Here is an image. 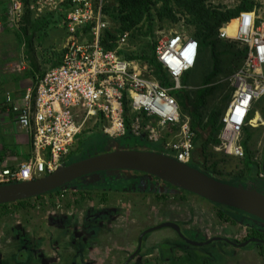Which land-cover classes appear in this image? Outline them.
<instances>
[{
    "label": "rangeland",
    "instance_id": "1",
    "mask_svg": "<svg viewBox=\"0 0 264 264\" xmlns=\"http://www.w3.org/2000/svg\"><path fill=\"white\" fill-rule=\"evenodd\" d=\"M106 5L107 19L110 23L107 32L119 38L123 32H126L120 19L121 15L125 14L121 0H106ZM244 5L252 6L251 11H257L260 21L264 22V0H205L204 2L206 12L210 14L236 11ZM162 7L163 3L161 2L150 6L149 12L144 14V19L131 29V37L122 49L123 56L141 58L145 55L151 57L153 52L155 53L157 42L163 36L181 35L184 38L196 40L199 44V58L195 68L185 75L184 84L187 89L184 90L193 100L197 92L204 88L205 79L213 71V49L218 55L221 71L208 85L216 88L208 95L206 106L202 108L201 114L204 124L215 114L218 125H223V118L232 99V88L228 79L242 66L246 56L240 57L237 54L246 49L233 40H222L219 36L213 39L214 48L202 46L201 36H196L200 30L196 26L198 24L194 23L193 17L186 9L172 1L171 8H173L175 18L167 16L160 18ZM28 13L32 12L28 11ZM51 14L44 11L36 19V22L40 21L39 18H50ZM150 17L154 20H151ZM211 21L215 23L213 20ZM225 24L227 23H224L221 28ZM55 26L52 21H49L41 28L39 25L34 26V31H47L49 35L52 33L50 44L57 45L58 42L61 44L63 28L59 25V32L53 31L56 29ZM26 30L28 31V27ZM229 32H233V30ZM201 35H204V31ZM40 48L44 53L50 55L49 59L51 60L54 57L51 50L54 48V53L57 54L61 52L63 46H50L47 52L45 51L47 48L44 49V46H40ZM134 60H140L148 67L154 68L147 59ZM255 108L259 112L260 121L245 127L241 136L243 146L246 143L249 150L248 154L245 149V157H229L216 149L221 144L220 140L212 141L208 145L206 167L204 168L209 173L215 172L224 176H232V178L237 177L240 182H236V186L251 189H255L258 183L264 180V98L255 104ZM186 112L183 110L181 113L182 120H186ZM136 118L135 114L129 112L128 133L137 139H146L144 132L139 133L137 130L132 132V123ZM146 121L145 118L144 123ZM220 131L216 132L215 138L218 139ZM123 137L113 140V143H107L104 148L88 151L84 157L116 150L154 151L172 155L162 147L161 143H158L161 147L159 145L157 147L148 146V144H142L136 140L122 143ZM115 143L117 144L115 145ZM246 155L251 158L255 164L254 167L247 166ZM216 163L220 164L217 168L214 165ZM142 175L144 174L130 171L110 172L107 176L115 182L112 185L104 182L99 185L97 182H99L100 176H95L87 181H81V183L77 181L78 184L63 189L59 195H45L40 199L33 198L26 204L27 208L19 205L8 207V214L0 216V264H73V262L90 264L89 252L95 245L93 241H98V246H102V244L107 246L111 257H121V252H126V255L129 256L136 249L142 232L166 222L178 224L189 239L198 242H206L220 237L237 241L240 244L247 236L249 228L240 221L234 223V220H238L236 217L250 219L249 215L227 207L219 208L199 196L163 181L162 183L158 181L159 183L156 185V179L146 175H144L148 179L146 184L140 183L137 186L134 181L129 180L142 178ZM222 209L230 221L225 222L218 217V211ZM90 211L109 212L111 215L103 219L100 229L96 231L93 221L90 217L87 219L89 214H93ZM251 221L257 222L254 219ZM58 222L60 223L58 224ZM261 226L264 232V224ZM93 234L95 237H92ZM168 243L175 245L173 250L175 264H186L181 262L188 256L187 254L201 255L203 261H207L209 264H244L242 258L245 248L237 251L228 248L231 251L228 256L227 251L223 247H219L218 241L203 247L191 246L183 239L178 238L171 228L150 233L144 242L145 248L138 260L149 264L146 262L148 257H159L161 252L162 254L167 253L168 248L164 247L162 250V246ZM81 249L83 251H80V254L77 252L75 255L67 253ZM261 250L264 256V249ZM86 256L87 259H84ZM248 260L251 264L255 262L252 255ZM153 264H158V261H154Z\"/></svg>",
    "mask_w": 264,
    "mask_h": 264
},
{
    "label": "built area",
    "instance_id": "2",
    "mask_svg": "<svg viewBox=\"0 0 264 264\" xmlns=\"http://www.w3.org/2000/svg\"><path fill=\"white\" fill-rule=\"evenodd\" d=\"M10 2L13 23L20 22L27 10L39 17L44 11L59 14L66 40L58 67L38 76L34 87L18 100L10 95L6 98L18 125L31 132L32 154L14 168L0 159V186L52 174L68 165L80 141L95 135L111 140L126 136L129 112L137 116L132 132H144L150 142L161 143L172 154L168 156L190 164L196 133L189 119H181L180 102L173 93L186 89L182 80L197 64L196 40L170 35L157 42L156 59L173 84L165 87L155 77V68L121 54L130 31L121 34L114 50L104 48L110 24L106 0ZM236 21L232 36L226 32L230 23L218 34L222 40L243 46L246 57L228 79L232 99L218 136L221 144L216 149L229 157L243 158L242 133L253 125L255 104L264 98V22L257 11L241 12Z\"/></svg>",
    "mask_w": 264,
    "mask_h": 264
},
{
    "label": "trees",
    "instance_id": "3",
    "mask_svg": "<svg viewBox=\"0 0 264 264\" xmlns=\"http://www.w3.org/2000/svg\"><path fill=\"white\" fill-rule=\"evenodd\" d=\"M172 1L176 5H178L179 7L186 9V11L193 17L194 23L198 24V25L195 24L200 29L198 34H196V36H198V37L201 36V39H202L201 45L206 46V47L211 46L212 48H214L213 39L218 36V31L224 23H229L232 20L238 18L241 12L251 11L253 9L252 6L244 5L236 11H230V12H227L224 14L218 13V12H214L213 14H210V13L206 12V10H205V6H204L205 0H121V4L123 6V12H125V14L121 15V17H120V19L122 21L123 29L126 31H131V29L135 25H137L138 23H140L144 19V14L149 12L150 6H153V4H158L159 2L163 3L162 12H160L159 17L165 18L167 16L169 18L174 19L175 17L173 16V8H171ZM150 19L154 20L152 17H150ZM211 20H213L215 23H212ZM203 31H204V35L202 36L201 34L203 33ZM117 40H118L117 37H115L112 34L107 32L105 35V39L103 41L104 48L106 50H109V51L114 50L116 48V41ZM212 52H213V58H214L213 71L205 79L204 88L200 89L197 92V95L193 99V101H191L189 95L187 94L186 90H184V89L180 90V91H176L173 94L178 98L179 102L182 104V107L185 110L187 109L189 111V114H190L191 119H192V128L196 133V138L194 141V149L192 152V158H191L190 165L192 167H194L195 169H198V170L202 171L203 173H205V174H207V175H209V176H211V177H213V178H215L221 182L236 186V182H240V180L237 177L232 178V176L231 177L230 176H224L222 174H216L215 172L209 173V172L204 170V168L206 167L208 145L212 141L218 142L217 141L218 139L215 138V135H216V132H219L223 127V125H218L217 117L215 114H213L208 119V122L205 124H204V121L202 119V114H201L202 108H204L206 106V100H207L208 95H210L214 91V88H216V87H210L208 85L211 83L212 79H214L215 77H217L220 74V71H221L218 55L215 53V51L213 49H212ZM121 54L124 55L123 52H121ZM237 55H239L240 57H245L246 52L243 51ZM125 58L128 60H134V59H143L144 60V59H147L149 61V63L154 66L155 71H156L155 75L163 83V85L165 87H172L173 86V84L169 81L167 74L164 72L162 65L160 63H158V61L156 60V55L154 52H153V55L151 57L144 55L141 58H139L138 56L137 57L129 56V57H125ZM186 75H188V73ZM185 78H186V76L182 80L183 85L185 84ZM124 137L125 138L122 139V141L123 140L124 141H126V140H137L138 141L141 139V138L137 139L134 135L129 134V133ZM110 142L113 143L114 141L109 139V138L102 137L100 135H95L92 138H90L89 140L80 141L79 146H78L79 149L74 151V153L71 154V156L69 157L68 164H71L73 162L81 160L83 158V155H85V153L88 152V150H91L92 148L102 147L104 145V143L107 144ZM143 144H148V146H154L153 142H148V141H146V139L143 142ZM244 146L246 149V153L248 154L249 150L246 146V143L244 144ZM246 164L249 168H252L255 165L251 161V158L248 157L247 155H246ZM214 165L217 168V167H219L220 164L216 163ZM107 174H108L107 172L106 173L103 172V173H99L97 175L87 176V177L82 178V179L77 180V181H80V183H81V181H87L88 178L100 176L101 179L99 178V182H97L99 185L102 182L109 184V185H112L113 180L108 178L109 176H107ZM147 176L155 178L154 176H151V175H147ZM77 181H75V182H73V183L69 184L68 186H65L61 189L55 190V191H53L47 195H59L63 189L68 188V187H73L76 184H78L79 182H77ZM258 185L262 189H264V180L262 182H259ZM43 196H45V195H43ZM43 196H39L36 199H40ZM30 200L18 201L15 203L0 205V216L8 214L9 211L7 208L11 207V206L19 205L23 208H27L28 205H26V204H28V201H30ZM214 205L218 206L219 208L226 207V206H222V205H218V204H214ZM227 208H230V207H227ZM230 209H233V208H230ZM233 210H235V209H233ZM218 217L222 221H225V222L230 221V218L226 215V212L223 209L218 211ZM250 217H251L250 219L236 217V219H238V220H234V223H236V221H240L244 226L249 227L251 229L250 230L251 234L248 237L254 238V240H251V241L252 242H254V241L259 242L261 240V241H263L261 243L264 244V232H263L262 227L260 225H258L257 223L255 224L253 221H251V219L258 221L256 218H254L252 216H250ZM150 233H152V232H150ZM150 233H147V235H149ZM164 247H167L168 250H167L166 254L165 253L162 254L161 261H163V262L164 261L165 262L166 261H174L175 262V258H174L175 255L173 254V250L175 249L174 248L175 245L171 246L169 244H163L162 250H164ZM187 255L188 256H186L184 258V261L181 263L209 264L207 261L206 262L203 261V259L200 257L201 255H198V254H187Z\"/></svg>",
    "mask_w": 264,
    "mask_h": 264
},
{
    "label": "crops",
    "instance_id": "4",
    "mask_svg": "<svg viewBox=\"0 0 264 264\" xmlns=\"http://www.w3.org/2000/svg\"><path fill=\"white\" fill-rule=\"evenodd\" d=\"M33 3H35V1H33ZM11 11L10 0H0V159L7 160L10 167L14 168L21 162L27 161L31 156L32 140L31 132L22 129L18 125L16 118L12 113V109L6 105V98L10 95L18 100L28 89L34 87L38 76L59 66L61 63L62 50L65 46L66 31L61 25V18L57 13L51 14L52 16L50 18H39L40 21L36 22V19H38L39 16L34 13L30 14L27 10L24 12L25 16L21 14L23 16L20 20L21 23H13L10 16ZM49 21H52L54 25H56V29L53 31L59 32V25L62 26L63 35L62 40L60 41L61 44L59 42L57 45L50 44V36L52 33L49 35V32L47 31H34V26L39 25L41 28ZM26 27H28V31L26 30ZM45 37L47 38L45 39ZM40 46H44V49L47 48L45 49L46 52L49 50L50 46H63V48L61 49V52H58L57 54L54 53L55 49L53 48L51 51L54 57L50 60V55L44 53ZM180 106L181 112L183 113V110L185 109L182 107L181 103ZM186 111V119H189L192 126V119L189 111L187 109ZM256 115L258 116L259 112L255 108L253 114L254 118ZM124 138L125 137L122 139ZM131 141L132 140H123V142H121L130 143ZM138 141L143 144L145 139L142 140L141 138ZM146 141L149 142L147 138ZM116 144L117 143H115V145ZM153 144L155 147L158 145L160 146L158 143ZM104 145L106 144L104 143ZM78 146L79 144H77L74 151L79 149ZM74 151L72 153H74ZM94 244L93 249L89 252L90 264H144L141 260H138L139 258L128 259L136 249L133 250L129 256L126 255V252H121V257H111L107 246H103V244L102 246H98V241H95ZM217 244L219 247H223L227 251L228 256L231 252L228 248L234 249L235 251L245 248L244 256L242 258L244 264H251L248 260L251 255L254 256L255 259L253 264H264V256L262 255L261 246L248 244V246L241 248L231 246L226 242H219ZM249 247H251V249H249ZM80 251H83V249L67 253L75 255V252L80 254ZM84 259H87V256ZM154 261V257H148L146 260L149 264H153ZM162 263L173 264L174 261H158V264Z\"/></svg>",
    "mask_w": 264,
    "mask_h": 264
},
{
    "label": "water",
    "instance_id": "5",
    "mask_svg": "<svg viewBox=\"0 0 264 264\" xmlns=\"http://www.w3.org/2000/svg\"><path fill=\"white\" fill-rule=\"evenodd\" d=\"M116 171H134L154 176L213 204L233 208L264 223V192L221 182L190 164L181 163L171 156L154 151L116 150L78 160L34 181L0 186V205L37 198L87 176ZM165 228H171L184 241L194 246L209 245L215 239H220L193 241L182 233L176 223L166 222L145 231L140 241L142 242L147 233ZM229 242L237 247H246L250 243Z\"/></svg>",
    "mask_w": 264,
    "mask_h": 264
},
{
    "label": "flooded vegetation",
    "instance_id": "6",
    "mask_svg": "<svg viewBox=\"0 0 264 264\" xmlns=\"http://www.w3.org/2000/svg\"><path fill=\"white\" fill-rule=\"evenodd\" d=\"M105 147V145H103L102 147H97V148H92V149H99V148H104ZM91 149V150H92ZM88 151H90V150H88ZM87 153V152H86ZM85 158H88V156L87 157H84V155H83V159H85ZM130 172H134V171H130ZM144 175H146V174H144ZM144 175H142L143 177L142 178H131V179H129V180H131V181H134V183L135 184H137V186L140 184V183H142V184H146V180L148 181V179L147 178H145V176ZM147 176V175H146ZM149 177V176H148ZM151 178H153V177H151ZM151 178H149V179H151ZM88 179H91V178H88ZM153 179H156V181H155V183H156V185H157V183H159V182H161L162 183V181L161 180H159V179H157V178H153ZM128 181V180H127ZM159 181V182H158ZM113 183H115V182H113ZM254 186V185H253ZM255 189H258L259 191H263L264 192V189H262L259 185L258 186H256L255 187ZM90 212H92L93 214H89L88 216H87V219L90 217V219L93 221V223L95 224V228H96V231H97V229H100V227H101V223H102V221H103V219H105V218H108L111 214L109 213V212H94V211H90ZM258 220V219H257ZM53 223V222H52ZM60 222H58V224H59ZM255 224L257 223L258 225H263L264 223L263 222H261V221H257V222H254ZM54 224V223H53ZM178 225V224H177ZM179 226V225H178ZM180 228H181V226H179ZM262 227V226H261ZM249 228V227H248ZM250 228H249V232H248V234H247V236L245 237V239L241 242V243H243V242H249L250 241V243L249 244H255V245H257V246H261V248L262 249H264V244L263 243H261V242H263V241H259V242H252L251 240H254V238H249L248 236L251 234L250 233ZM145 231H147V230H145ZM144 231V232H145ZM181 231H182V233L185 235V233H184V231L182 230V228H181ZM144 232H142L141 233V235H140V237H139V239H138V243H137V248H136V251L135 252H133L130 256H129V258L128 259H131V258H133V259H138L139 258V256H140V254L144 251V248H145V244H144V242L146 241V239H147V237L149 236V235H144V237H143V239H142V242L140 241V238H141V236H142V234L144 233ZM154 232V231H153ZM175 232V231H174ZM176 233V235H178V238H181V236L177 233V232H175ZM186 236V235H185ZM92 237H95V235L93 234L92 235ZM187 238H188V236H186ZM217 238H220V237H217ZM182 239V238H181ZM189 239V238H188ZM213 239H215V238H213ZM227 240H229V239H226V238H220V239H218V240H214V241H218V242H221V243H223V242H228L227 244H229V245H231V246H235V245H233L232 243H230L229 241H231V240H229V241H227ZM193 241H195V240H193ZM213 241V242H214ZM94 243H95V241H93ZM141 242V243H140ZM186 242V241H185ZM231 242H236V243H239V242H237V241H231ZM187 243V242H186ZM141 244H142V247H141ZM169 245H173L172 243H168ZM188 244V243H187ZM212 244V243H211ZM190 245V244H189ZM210 245V244H209ZM191 246H194V245H191ZM196 247H198V246H196ZM200 247H203V246H200ZM235 247H237V246H235ZM137 250H138V252H137ZM136 253V254H135ZM133 254H134V256H133ZM155 258V261H160L161 259H162V252L160 253V255H159V257H154ZM73 264H77L76 262L74 263L73 262Z\"/></svg>",
    "mask_w": 264,
    "mask_h": 264
},
{
    "label": "bare ground",
    "instance_id": "7",
    "mask_svg": "<svg viewBox=\"0 0 264 264\" xmlns=\"http://www.w3.org/2000/svg\"><path fill=\"white\" fill-rule=\"evenodd\" d=\"M155 3V2H154ZM232 23H233V26H231L232 25ZM236 26H237V21L236 20H234V21H232L229 25H228V27L226 28V32L230 35V36H232L233 34H234V31H235V29H236ZM230 27V28H229ZM231 31V30H233V32H229V31ZM192 50H193V46L190 48V52H192ZM187 56V54H184V57H186ZM255 120L253 121V123H258L259 121H260V116L258 115H256V117L254 118ZM263 192V191H262Z\"/></svg>",
    "mask_w": 264,
    "mask_h": 264
}]
</instances>
